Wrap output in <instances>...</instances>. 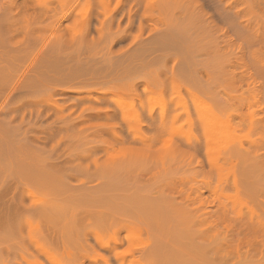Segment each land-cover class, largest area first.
Segmentation results:
<instances>
[{"label": "rangeland", "instance_id": "1", "mask_svg": "<svg viewBox=\"0 0 264 264\" xmlns=\"http://www.w3.org/2000/svg\"><path fill=\"white\" fill-rule=\"evenodd\" d=\"M0 264H264V0H0Z\"/></svg>", "mask_w": 264, "mask_h": 264}, {"label": "bare ground", "instance_id": "2", "mask_svg": "<svg viewBox=\"0 0 264 264\" xmlns=\"http://www.w3.org/2000/svg\"><path fill=\"white\" fill-rule=\"evenodd\" d=\"M208 115H209V113H208ZM211 115V114H210ZM213 115V114H212ZM214 116V115H213ZM209 117H211V116H209ZM216 117V116H215ZM208 118V117H207ZM213 118V117H212Z\"/></svg>", "mask_w": 264, "mask_h": 264}]
</instances>
